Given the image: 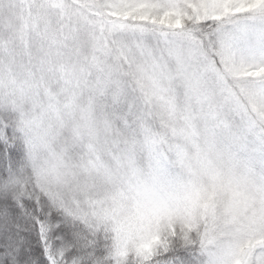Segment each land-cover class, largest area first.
I'll return each instance as SVG.
<instances>
[{"label":"snow or ice","instance_id":"6c2138e0","mask_svg":"<svg viewBox=\"0 0 264 264\" xmlns=\"http://www.w3.org/2000/svg\"><path fill=\"white\" fill-rule=\"evenodd\" d=\"M0 264H264V0H0Z\"/></svg>","mask_w":264,"mask_h":264}]
</instances>
